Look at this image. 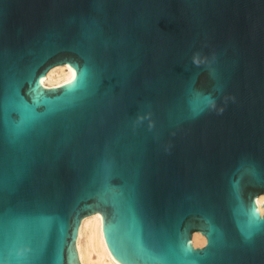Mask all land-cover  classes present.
Masks as SVG:
<instances>
[{"label":"water","instance_id":"95a60500","mask_svg":"<svg viewBox=\"0 0 264 264\" xmlns=\"http://www.w3.org/2000/svg\"><path fill=\"white\" fill-rule=\"evenodd\" d=\"M95 214L114 264H264V0H0V264Z\"/></svg>","mask_w":264,"mask_h":264},{"label":"bare ground","instance_id":"6f19581e","mask_svg":"<svg viewBox=\"0 0 264 264\" xmlns=\"http://www.w3.org/2000/svg\"><path fill=\"white\" fill-rule=\"evenodd\" d=\"M63 82L71 83L67 66L53 67L45 72L40 84L54 87ZM74 246L79 264H114L102 238L98 214L80 221Z\"/></svg>","mask_w":264,"mask_h":264},{"label":"rangeland","instance_id":"374dc122","mask_svg":"<svg viewBox=\"0 0 264 264\" xmlns=\"http://www.w3.org/2000/svg\"><path fill=\"white\" fill-rule=\"evenodd\" d=\"M95 259V258H94Z\"/></svg>","mask_w":264,"mask_h":264}]
</instances>
